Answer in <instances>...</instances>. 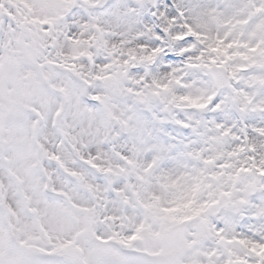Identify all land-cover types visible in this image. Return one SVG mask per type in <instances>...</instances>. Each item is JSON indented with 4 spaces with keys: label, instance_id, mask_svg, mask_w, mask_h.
<instances>
[{
    "label": "snow or ice",
    "instance_id": "1",
    "mask_svg": "<svg viewBox=\"0 0 264 264\" xmlns=\"http://www.w3.org/2000/svg\"><path fill=\"white\" fill-rule=\"evenodd\" d=\"M0 264H264V0H0Z\"/></svg>",
    "mask_w": 264,
    "mask_h": 264
}]
</instances>
